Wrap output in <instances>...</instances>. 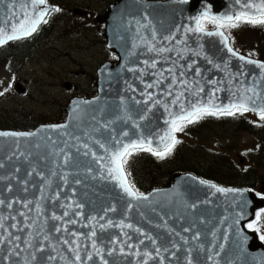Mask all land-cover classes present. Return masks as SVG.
Listing matches in <instances>:
<instances>
[{
  "label": "snow or ice",
  "instance_id": "snow-or-ice-1",
  "mask_svg": "<svg viewBox=\"0 0 264 264\" xmlns=\"http://www.w3.org/2000/svg\"><path fill=\"white\" fill-rule=\"evenodd\" d=\"M235 4L239 6L238 10L229 15L215 16L205 12L202 17L196 18L195 28L183 30L185 35L194 32L218 36L227 52L236 56L237 52L230 45L228 30L241 24L264 26V0H235ZM52 11L59 12L60 9L49 8L47 0H25L24 3H18V0H0V12H3V16L0 17V45L30 36L37 31L41 23H47V16ZM205 22L212 23L217 30L206 31ZM131 23L132 21H129V24ZM135 23L138 29L137 38L142 41L146 40L147 38L141 36L139 31L141 22L137 20ZM145 27L151 32V42L145 45L149 52L162 55L176 51L179 55L180 49L169 47L174 44L177 37L171 34L158 36L156 30L151 28L150 22ZM180 43L187 48V40H182ZM239 59L247 64H255L260 72L258 76L251 77V85L239 81L244 84V87L236 88L234 100L227 105L218 103L215 98L216 92L221 90L216 87L218 84L216 80L209 81L214 87L208 93L205 102L200 96V93L204 92V88L199 85V81L190 82L187 80L185 71H178L175 61L172 62L171 67L164 69L157 67L159 61L156 59L144 60L145 69H151L149 74L155 79L151 82L144 81L145 71L139 70L141 82L144 84L141 95L146 99L143 101L135 99V97L132 99L136 104L148 105L151 101V107L156 105L164 107L168 112L169 119L165 121L168 127L162 135L159 133L153 135L152 132L145 133L143 126L139 122L133 121L131 128L138 132V138H133L128 130L117 132L112 127L116 123L115 119L102 121L96 115L91 117L93 123L78 130L68 131L69 125H60L53 129L60 133L58 137L46 138V143L43 145L45 153H40L42 147L40 143L34 145L38 157L46 163L47 172L39 168L38 164L32 166L33 153L31 151H24L20 146H16L12 154L8 156V160H18L21 163L27 161L31 166V171L26 172V176L39 177L41 187L38 189L39 198L0 199V206L9 210L8 217L0 214V253H3L0 255V264H5V261L7 264H110L108 258L116 255L133 257L135 258L134 264H197L194 252H204L210 264H220L217 257L220 252L224 251V246L217 243V232H211L212 243L206 249L204 243L201 242L202 233L196 228V221L182 226L178 231L170 226L169 220L164 215H160L156 208H152V211L156 212L162 221V223L155 224V227L163 229L167 233V240L155 236L133 223L126 222L127 214L134 210L141 216L146 215L141 211L140 203H150V197L135 189L129 178L130 173L127 172L125 166L128 158L134 152L147 151L161 159L165 158L180 142L175 134L183 131L188 124L195 123L207 115L234 116L237 113L243 115L246 112H253L258 114L261 121H264V62H258L252 58L246 59L244 56H239ZM186 67L191 69L192 65L188 64ZM217 67L220 66L217 65ZM129 71H137V69H129ZM195 75H201L198 68L195 70ZM240 75L245 74L241 73ZM229 79L235 81L236 78L230 75ZM165 80H168V84L166 88L161 89ZM149 89H161L164 96L172 97V99L167 102L164 99H157L154 92L147 91ZM132 91L135 92L136 89L132 88ZM2 94L0 93V95ZM188 96H194L195 99L189 100ZM77 103L79 104V102ZM121 103L124 104V101ZM124 106L127 108L126 104ZM151 107L145 108L144 113L139 116V120L147 119L146 113L151 111ZM172 108H178L179 111H172ZM78 110L79 108H77ZM73 119H77L75 114ZM121 119L127 122L132 117L126 111ZM81 123H83L82 120ZM105 132L108 134L105 135ZM31 135L0 132V137L11 136L26 139ZM94 145L102 152L96 151ZM73 150H75V154ZM77 155L88 157L93 164L97 165L96 168L91 165L86 168L85 179L90 177L92 180L114 182L130 198L125 204L123 218L115 220L109 216L110 213H118V207L114 203L103 206L98 212L85 213V203L77 199L79 194L75 187L83 184L84 181L79 178V173L76 174L74 180L69 181L68 174L63 171L65 168L73 166L74 162L78 163ZM5 167L4 161L0 160V169ZM15 171L20 172L21 169L16 168ZM52 177H58L63 181V184L57 185L56 190L46 196L45 192L53 184ZM5 179L11 182L12 177L0 176V180ZM17 180L22 183L23 190L27 192L30 181L28 179L21 181L19 178ZM200 183L205 182L200 181ZM64 187L71 188V196L61 191ZM210 187L215 188L217 192H225V189L216 188L215 185H210ZM7 190L12 191L10 183ZM62 197L64 198L63 203H61ZM45 201L51 202L56 208L63 211L57 214L53 210L49 214L45 207ZM16 204H19V208L14 207ZM191 207L195 208L196 205L193 204ZM262 217H264V213H257L255 222L247 224L248 229L261 233L260 240H264ZM7 221H11V223ZM50 221L52 224L51 227H48ZM70 225L88 228L89 231L87 233L79 232ZM112 228L120 229L119 235L109 237L105 243L101 237ZM125 229L131 231H125ZM132 233L135 234V238ZM223 238L224 240L228 239L227 236ZM244 240L246 242L247 238L244 237ZM45 251L48 252V255L38 258V253ZM64 251L71 253L70 259L62 254ZM180 252L185 253L183 259L178 256ZM111 264H115V262L112 261ZM129 264H133V261L129 260Z\"/></svg>",
  "mask_w": 264,
  "mask_h": 264
},
{
  "label": "water",
  "instance_id": "water-1",
  "mask_svg": "<svg viewBox=\"0 0 264 264\" xmlns=\"http://www.w3.org/2000/svg\"><path fill=\"white\" fill-rule=\"evenodd\" d=\"M24 2L25 0H18V3ZM48 7L52 8L51 6ZM238 7L235 0H118L111 5L108 11L103 16L98 17L97 20L105 24L104 38L106 39V46L111 54L118 57V60L107 62L98 69L95 84L97 95L90 99L73 98L66 107V118L62 124L43 125L32 132L0 130V132L7 133L32 134L26 139L11 136L0 137V160H3L6 165L5 168L0 169V176L12 177L11 182L6 179L0 180V199L39 198L38 189L41 187L39 177L26 176V172L31 171L29 163L27 161L21 163L18 160L9 161L8 156L12 154L16 146H20L21 150L33 153L31 157L32 166L38 164L39 168L47 172L46 163L38 157L34 145L40 143L42 145L40 153H45L46 150L43 145L46 143V138H56L60 135V133L53 131L57 126L69 125L68 131L78 130L93 123L91 117L96 115L102 121L115 119L116 123L112 127L117 132L128 130L133 138H138L137 130L131 128L133 121L139 122L145 133L152 132L153 135L156 133L162 135L168 127L165 121L169 119L168 112L165 111L164 107L162 105L151 107V101L148 105L136 104L132 99L133 97L141 101L146 99L141 95L144 84L141 82L139 70L145 71L144 81L151 82L155 79L149 74L152 70L145 69L144 60L156 59L159 61L157 67H163L164 69L171 67L172 62L175 61L177 70L185 71L187 80L190 82L199 81V85L204 88V92L200 93V96L205 102L208 93L214 87L209 83L211 80H216L218 82L216 87L221 89L216 92L215 98L218 103L227 105L230 101H233L236 88L244 87V84L239 83V81L251 85V77L258 76L260 70L255 64H247L245 61L240 60L239 56L243 55L237 53L236 56H233L228 53L218 36H208L194 32L185 35L183 30L185 28H195L196 18L202 17L205 12H208L209 15L223 16L232 14L238 10ZM2 16L3 12H0V17ZM145 17L147 19H144ZM137 20L141 22L139 29L141 36L147 38L144 41L137 38L138 29L135 23ZM129 21H132V23L129 24ZM149 22L158 36L171 34L178 38L169 47L180 49L179 55L176 51L157 55L155 52L147 50L145 45L151 42V32L145 26ZM182 40H187V48L180 43ZM10 42L12 41L0 45V48ZM245 58L247 59V57ZM188 64L192 65L191 69L186 67ZM217 65L220 67H217ZM197 68L200 70V76L195 75ZM129 69H137V71H129ZM241 73L245 75H240ZM230 75L236 78L235 81L229 79ZM167 84L168 80H165L161 85V89L166 88ZM132 88H135L136 91L133 92ZM161 89H149L147 91L154 92L157 99H164L165 102L170 101L172 97L164 96ZM188 99L194 100L195 97L188 96ZM121 101H124V104ZM125 104L127 108H125ZM146 107H151V111L146 113L147 119L139 120V116L144 113ZM77 108H79L78 111ZM126 111L132 117L127 122L121 119ZM172 111L178 112L179 109L172 108ZM74 114L77 119H73ZM81 120L83 123H81ZM104 134L107 135L108 133L105 132ZM93 147L96 151L102 152L97 146L94 145ZM73 152L75 154V150ZM76 161L78 163L74 162L73 166L65 168L63 171L68 174L69 181L74 180L77 173H79V178L84 181L79 186H73L77 188L79 194L77 199L85 203V213L98 212L103 206L114 203L118 207V213H110L109 216L115 220L123 218L125 204L130 198L114 182L92 180L90 177L85 179L86 168L89 165L93 168L97 167L91 162L90 158L77 155ZM16 168H20L21 171L16 172ZM17 178L21 181L24 179L30 181L27 192L23 190V185L18 182ZM52 180V187L45 192L46 196L54 192L57 185L63 184V181L58 177H52ZM200 181L205 183L201 184ZM9 183L12 187L11 192L7 190ZM210 185L223 188L225 192H217ZM61 191L71 196L70 187H64ZM144 195L150 197V203H140L141 211L146 215L141 216L139 212L134 210L132 213L127 214L128 219L126 222L133 223L149 233L167 240V233L163 229L155 227V224L162 223L156 212L152 211V208H156L160 215H164L169 220L170 226L178 231L182 226H187L196 221V228L202 233L201 242L204 243L206 249L212 243L211 232L216 231L217 243L224 246V251L220 252L217 257L220 264H264V245L258 240L255 232L246 229V224L254 219L255 211L264 207V203L255 199L248 190L221 187L187 173L175 175L173 183L169 187L154 189ZM63 202L64 198L62 197L61 203ZM133 202L135 203V201ZM44 203L49 214L53 210L57 214L63 211L56 208L51 202L45 201ZM193 204L196 205L195 208L191 207ZM14 207L19 208V204L14 205ZM0 214L8 217L9 210L0 206ZM7 222L11 223V221ZM51 224L50 221L48 227H51ZM70 227L79 232L87 233L89 231L88 228L79 226L70 225ZM125 231L131 230L125 229ZM119 232L120 229L112 228L105 232L101 238L107 243L109 237L117 236ZM132 235L135 238V234L132 233ZM185 235L188 234L185 233ZM224 236H227L228 239L224 240ZM244 237L247 238L246 242ZM148 247L150 248V244ZM2 254L0 253V255ZM62 254L69 259L71 258V253L67 251ZM47 255V251L38 253V258ZM184 255V252L178 253L181 259ZM193 255L197 264H210L204 252H194ZM108 259L110 264L112 261L115 264H129V260H132L134 264L135 258L116 255ZM5 264H7L6 261Z\"/></svg>",
  "mask_w": 264,
  "mask_h": 264
},
{
  "label": "rangeland",
  "instance_id": "rangeland-1",
  "mask_svg": "<svg viewBox=\"0 0 264 264\" xmlns=\"http://www.w3.org/2000/svg\"><path fill=\"white\" fill-rule=\"evenodd\" d=\"M53 2L60 5L59 12H62L56 13L60 16L52 21L58 23L52 31L48 29L49 36L44 37L41 42L39 39L37 41L39 44H32L27 48L28 54L23 61L24 65L14 69L11 74L5 68L6 59L4 63L2 60L0 62L2 63L0 93H3L0 95V129L6 127L2 130L16 131L18 126L24 125V129L28 128L30 132V128L32 127L33 131L37 125L40 127L44 124L64 121L65 107L69 105L70 100L76 94H91L98 67L107 58L104 42L102 41L101 46L99 44L103 38V27L100 21H96L95 15H104L114 0H53ZM90 29H93L94 34ZM94 40H96L95 45H93ZM239 41L244 48L260 50L264 57V34L249 30L242 33ZM6 53L8 54V49ZM108 53H110L109 49ZM110 55L108 61L112 58ZM20 57L22 58V55ZM94 57L97 58L95 61ZM259 60L264 62V58ZM76 62L89 63V66L78 68ZM95 62L98 63L95 65ZM75 71H79L80 74L76 75ZM83 71L86 74H83ZM16 72L20 79L18 81H14ZM72 82H78L79 88L73 89ZM66 83L72 85L71 91L70 88H66ZM80 84L83 85L82 89ZM10 87H18V89L10 92ZM20 93L25 96H20ZM78 96L83 97L76 95ZM243 115L247 118L246 122L238 119L236 123L234 118L241 116L237 113L225 124L217 122L205 124L200 133H196L193 137L185 134L180 136L198 152L200 160H196L193 153L190 154L188 147V155L195 166L206 167L208 163L218 159L226 164L231 174L237 172L242 176L247 175L250 181L257 178L256 190L261 191L264 188V121H261L258 115L248 112ZM248 121L257 125L255 127L257 129L250 130L246 126ZM20 127H18L19 132ZM249 158L257 161L260 166L257 164V169H254L252 159L250 161Z\"/></svg>",
  "mask_w": 264,
  "mask_h": 264
},
{
  "label": "trees",
  "instance_id": "trees-1",
  "mask_svg": "<svg viewBox=\"0 0 264 264\" xmlns=\"http://www.w3.org/2000/svg\"><path fill=\"white\" fill-rule=\"evenodd\" d=\"M51 1L52 0H47V2L49 3H51ZM56 17L57 16L55 14L51 15L47 20V23H45L43 26L40 27L39 29L40 31L45 30V32L40 36L41 39H44V37H46L47 35L49 36L50 35L49 32L52 31V28L55 25H57L58 21L56 23H52V21H54ZM50 23H52V25H50ZM48 25H50V27H48ZM204 26L205 29L216 28L215 25H213L210 22H205ZM48 29H50V31H48ZM249 30H256L261 34H264V26H260V25L252 26L248 24H241L236 28L228 30L231 45L236 51L244 54L247 57L254 59H262L264 57L260 50L253 48L252 49L244 48L242 47V43L239 41V38L241 37L242 33ZM46 31H48V33H46ZM24 42L26 41L23 40L22 43ZM29 46L30 44L27 45V43H25L24 46H22V49H24L26 52L28 51L27 48ZM17 53H21L23 56H25V58L26 55L28 54L19 51V49H14V54ZM8 55L11 54L6 53V48L0 49V62L1 60L3 61V59L6 58ZM92 92L94 93V89H92ZM92 92L91 94H93ZM244 117H245L244 115L235 117L234 121L237 123L239 119L246 122V118ZM231 119H232L231 116H227V115H217V116L207 115L199 119L195 123L188 124L183 129V131L176 133V137L180 142L175 146L173 151L163 159L154 156L152 153L147 151L134 152L128 158V162L125 167L127 172L130 173L129 178L131 180V183L135 186V189L139 191L141 194H146L153 189L169 187L173 181L174 176L180 173H192L200 178L214 182L224 187L246 186V184H248L249 182H247L242 175L237 174V172L231 174L230 169L227 168L226 164L222 163L218 159L208 163V166L206 167H199L197 165L195 166V164L192 162L191 158L188 155L189 153L188 147L190 148V154L193 153V156L196 160H200L198 158V152L195 149H192L193 145L187 144L186 141L180 136L182 134H185V136L193 137L195 136L196 133H200V130L205 126V124L209 122H217V123L225 124L226 122H230ZM246 126L250 130L257 129L255 128L257 125L247 124ZM18 127L16 128L17 130ZM22 129H24V125L20 127V130ZM27 129L28 128L24 130ZM30 129H32V127ZM184 153L187 155H184ZM226 170L228 172H226ZM237 176H239L240 178Z\"/></svg>",
  "mask_w": 264,
  "mask_h": 264
},
{
  "label": "flooded vegetation",
  "instance_id": "flooded-vegetation-1",
  "mask_svg": "<svg viewBox=\"0 0 264 264\" xmlns=\"http://www.w3.org/2000/svg\"><path fill=\"white\" fill-rule=\"evenodd\" d=\"M86 14V13H85ZM90 31H93V29L91 30L90 29ZM43 32L41 31L39 34H38V37H35L34 39H30V40H28V41H26V42H24V43H21V42H19V41H17V42H14L11 46H9V48L12 50V51H14V49H20V48H22V46H24V44L25 43H27V45L28 44H30V45H32V44H34V43H37V41L40 39V42H41V37H40V35L42 34ZM93 34H94V31H93ZM102 41L104 42V45H105V41L103 40V38H102V40L99 42V44H100V46L102 45ZM95 42H96V40H94L93 41V45H95ZM37 44H39V43H37ZM36 44V45H37ZM20 51H22V52H24L25 50L24 49H20ZM104 52H105V57L107 56V53H106V51H105V49H104ZM20 55H22L21 53H17V54H11V55H9L8 56V58H7V60H6V67H7V69L9 70V71H13L14 69H16L17 67H20V66H22V65H24V63H23V61L24 60H26V58H25V56H23L22 55V58L20 57ZM97 58H95L94 57V61L96 60ZM106 60H108V57L107 58H105L104 59V61H102V62H105ZM28 61V60H27ZM98 62H95V65L97 64ZM78 68H80V67H84V65H86V67L87 66H89V63L87 64V63H84V62H76V64H75ZM100 65V64H99ZM23 68V67H22ZM99 68V67H98ZM17 70H21V69H17ZM84 73L83 74H86V72L85 71H83ZM76 75H79L80 74V72L79 71H75L74 72ZM96 81V80H95ZM95 81H94V83H95ZM28 83H30V81H28ZM28 83H27V85H28ZM94 83L92 84V89H94ZM77 84H79L78 82H72V85H74V87H72V85H69V87H70V89H71V87L73 88V89H78L79 87H78V85ZM81 85V89L83 88V85L82 84H80ZM93 93V92H92ZM76 95H81V96H84V97H89V96H92V94H90V95H84V94H76ZM75 95V96H76ZM251 159L252 158H249L248 160H250L251 161ZM252 163H253V166H254V169H257V167H256V165L258 164L259 166H260V164L257 162V161H254L253 159H252ZM244 167H247V166H244ZM249 168L251 167V164L248 166ZM246 171H248V170H246ZM246 171H245V174H246ZM236 173V172H235ZM245 179H246V181L247 182H249L248 184H246V188L247 189H249L250 191H252L253 192V194L255 195V197L257 198V199H259V200H262L263 201V203H264V188L261 190V191H257L256 190V186H257V183H256V181H257V178H255L254 180H252V181H250V180H248V178H247V175H245V176H243ZM238 188H241V187H238ZM257 213H264V208H261V209H259V210H257L256 211V214ZM255 217H256V215H255ZM255 222V218L253 219V221L252 222H250V223H254ZM262 222H264V217H262ZM257 233V235H258V238H259V236L261 235V233H259V232H256ZM260 241H262L263 243H264V240H260Z\"/></svg>",
  "mask_w": 264,
  "mask_h": 264
},
{
  "label": "bare ground",
  "instance_id": "bare-ground-1",
  "mask_svg": "<svg viewBox=\"0 0 264 264\" xmlns=\"http://www.w3.org/2000/svg\"><path fill=\"white\" fill-rule=\"evenodd\" d=\"M53 3H54V2H53V0H52V2L50 3V5L56 8V5H58V4H57V3H54V4H53ZM59 7H60V5H58V8H59ZM62 7H64V6H62ZM24 53H26V52L24 51ZM246 187H247V186H241L242 189H247Z\"/></svg>",
  "mask_w": 264,
  "mask_h": 264
}]
</instances>
